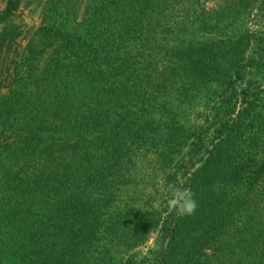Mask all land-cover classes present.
<instances>
[{"label":"trees","instance_id":"16d2710c","mask_svg":"<svg viewBox=\"0 0 264 264\" xmlns=\"http://www.w3.org/2000/svg\"><path fill=\"white\" fill-rule=\"evenodd\" d=\"M21 2L0 10V264H96L101 234L135 248L136 227L105 215L147 154L161 170L183 160L172 184L198 207L150 216L162 243L127 264H186L196 236L224 247L219 264H264V95L246 80L263 66L248 54L251 31L190 41L216 33L185 11L205 10L202 0H46L22 46ZM221 61V76L207 72ZM206 88L209 120L187 128L183 108Z\"/></svg>","mask_w":264,"mask_h":264},{"label":"rangeland","instance_id":"374dc122","mask_svg":"<svg viewBox=\"0 0 264 264\" xmlns=\"http://www.w3.org/2000/svg\"><path fill=\"white\" fill-rule=\"evenodd\" d=\"M7 0H0V10L5 6ZM46 0H22L17 11V19L15 24L21 26L23 35L20 39V44L25 45L28 32H33L40 26L41 12ZM205 10H185L190 14L202 13L208 17L211 26H215L216 33L204 34L189 38L193 42H202L210 44L218 42L220 45L234 41L236 32L239 31L241 25H245L251 31V45L248 54L252 57H260L263 69L248 73L247 81L257 82L261 84V90L264 95V0H202ZM202 2L200 1V4ZM223 5L221 8L217 5ZM225 4V5H224ZM229 8L231 10H221ZM215 9V10H214ZM214 66V67H213ZM161 66H159L160 68ZM224 67V61L219 64H209L207 72L213 71L218 76H221V71ZM211 69V70H210ZM241 88V84L237 85ZM213 88H206L203 91H194L190 94L186 107L183 108L181 122L186 124L187 128L194 126H202L209 120L213 104L208 102L209 93ZM185 94V92H180ZM177 99V97H175ZM190 102V103H189ZM239 108L237 107V111ZM264 119V112L257 113V117ZM205 155L199 152L193 159L194 168L201 166ZM184 164L182 159L176 161L172 166L161 170L156 164L155 158L151 154L141 155L138 161L133 162V167L127 173L126 183L117 188L115 192V201L110 211L105 215L111 223H120L123 225H134L136 228L131 232L136 234L139 241L137 246L131 250L115 249L114 244H107L110 236L101 234L99 239L104 247L99 248L96 264H127L128 260L136 259L141 262L142 258H151L162 241L158 239L159 232L150 227L151 217L158 218L157 215H162L169 209L166 200L168 198L169 185L172 184L175 172L178 173L181 166ZM235 191L233 195H236ZM219 199L212 203V206L220 209ZM207 217L210 215L205 213ZM151 219V220H150ZM191 221L195 220L193 217ZM194 222V221H193ZM125 237V236H124ZM141 238H145L143 242ZM136 239V240H137ZM193 239V240H192ZM190 246L184 251L187 257L183 260L186 264H219L220 255L226 250L223 246L219 249L217 244L205 242L201 244L202 238L192 237ZM141 242V243H140ZM132 244V243H131ZM221 245V244H220ZM223 245V242H222ZM96 258V257H95Z\"/></svg>","mask_w":264,"mask_h":264},{"label":"clouds","instance_id":"9594fccd","mask_svg":"<svg viewBox=\"0 0 264 264\" xmlns=\"http://www.w3.org/2000/svg\"><path fill=\"white\" fill-rule=\"evenodd\" d=\"M168 192L166 203L169 209L174 210L178 216H191L196 212L198 205L191 189L170 184Z\"/></svg>","mask_w":264,"mask_h":264}]
</instances>
